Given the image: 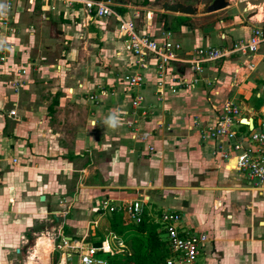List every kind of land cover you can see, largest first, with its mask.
I'll return each instance as SVG.
<instances>
[{"label": "crops", "instance_id": "crops-1", "mask_svg": "<svg viewBox=\"0 0 264 264\" xmlns=\"http://www.w3.org/2000/svg\"><path fill=\"white\" fill-rule=\"evenodd\" d=\"M105 1L122 19H132L140 7L151 12L145 16L149 37L162 41L163 32H169L180 45L181 57H188L195 46L227 47L261 21L253 20V14L247 25L206 22L205 14L187 16V22L176 27L172 26L176 16L184 15L148 8L158 0ZM15 3L11 23L15 31L5 38L14 47L0 63V264L7 263L5 254L9 247L14 249L17 237L21 239L26 230L32 234V217L48 224L52 214L60 228L56 242L61 237L66 245L75 238L93 237L96 228L102 232L97 224L109 213L92 208L103 199L119 205L123 199L141 196L150 222L156 223L154 218L169 208L181 213L184 228L206 234L200 264H264V190L249 186L242 173L222 168L214 155V140L200 137L201 128L227 98L239 105V119L252 118V129L257 128L259 118L254 116L264 117V43L253 56L232 54L201 64L193 89L163 91L158 97L152 60L143 69L141 85L129 87L118 79L134 67L132 56L122 48L113 15L88 18L80 4L69 8L56 0H35L29 12L26 0ZM152 11L161 18L155 19ZM192 21L200 25L193 26ZM32 24H37L36 32L29 29ZM40 47L47 53L56 48L55 57L42 54ZM248 62L254 63L251 71L245 69ZM19 66L26 70L19 76L25 81L15 93L9 81L17 77L14 69ZM174 67L183 70L187 65ZM70 89L77 95L70 99L72 110L59 114L65 110L62 95L66 91V97ZM39 93L46 96L41 104ZM135 94L143 98L137 108L130 105ZM253 96L261 104L258 111L242 101ZM13 107L15 114L9 116ZM113 115L123 124L112 127L107 121ZM66 117L79 121L70 140L63 137ZM248 127L241 123L236 129L244 134ZM137 130L147 133L145 140L137 138ZM24 160L31 166L20 165ZM62 226L71 231L69 236L63 235ZM22 240L20 244L26 242ZM32 241L33 247L35 238Z\"/></svg>", "mask_w": 264, "mask_h": 264}, {"label": "built area", "instance_id": "built-area-1", "mask_svg": "<svg viewBox=\"0 0 264 264\" xmlns=\"http://www.w3.org/2000/svg\"><path fill=\"white\" fill-rule=\"evenodd\" d=\"M35 0H26L25 11H31ZM62 5L69 7L72 4H80L82 11L88 18H101L113 15L116 19L118 37L121 39L122 48L132 56V71H124L118 75V79L126 86L137 87L144 82L143 69L148 65V61H153L154 84L158 97L167 91L170 94L185 92L193 89L202 73V65L205 62L218 60L223 57H229L232 54L244 56H253L259 46L264 43V27L254 26L250 28L246 37L238 38L227 47L195 46L188 57H181L177 51L180 45L169 37V32H163L162 41H157L149 37L145 29L135 30L133 19H122L115 16L109 7L107 1L101 0H56ZM0 63L6 59V52L12 51L14 45L8 43L5 38L12 34L15 29L11 25L16 12L15 0H0ZM49 5V9H53ZM148 16L151 14L148 12ZM137 13L132 14L135 18ZM147 16V15H146ZM29 29H32L30 26ZM18 32V30H17ZM43 59V58H42ZM174 63H185L187 67L183 70L174 69ZM254 63L245 64V69L251 71ZM186 71V72H185ZM26 70L19 66L14 69V77L9 81V86L13 92H17L24 84ZM102 94L103 91H100ZM88 98L97 101L94 95ZM143 98L139 94L131 97L130 105L137 108L142 103ZM15 114L14 107L8 110V115ZM240 107L232 99H224L216 108L213 118L201 128L200 137L203 140H214L216 155L221 161L222 168L226 170H235L244 175L249 186L264 190V117L258 121L257 128L250 126L246 133L239 132L236 128L240 122ZM252 119V118H251ZM128 123V122H127ZM252 123V121H251ZM131 124V123H129ZM138 129V127H136ZM138 132V133H137ZM137 138L145 140L147 133L137 130ZM149 150L153 147L149 146ZM14 162L15 159H12ZM142 196L140 198L123 199L119 205H112L109 199H103L98 206L93 207V211L112 212L116 207H120L126 212L127 219L131 223H139L143 214ZM158 220L160 228L164 230L168 255L164 258L163 264H196L198 255L203 248V244L208 240L205 233L192 232L182 225V215L180 212L172 209H164ZM111 240L116 243V248L110 246V240L104 236L100 245L92 244L81 248L77 245V263L76 264H109L105 255L112 256L116 254H127V249L122 239L110 232ZM59 236L51 239V242L57 247L65 245L66 241L59 238L61 245L56 241ZM57 244H55V243ZM75 247V246H74ZM64 263L70 260L68 253H62ZM116 264H123L118 262Z\"/></svg>", "mask_w": 264, "mask_h": 264}, {"label": "rangeland", "instance_id": "rangeland-1", "mask_svg": "<svg viewBox=\"0 0 264 264\" xmlns=\"http://www.w3.org/2000/svg\"><path fill=\"white\" fill-rule=\"evenodd\" d=\"M131 1L132 2H136V3L141 2L140 0H131ZM193 1H195V0H193ZM199 1H205V0H199ZM232 2L233 3L230 5V7L228 9L227 8L220 9V10H217L215 12L209 13L208 15H206V17H208L209 20H207L206 17H205L204 20H207L206 22H215V20L216 21L217 20H223V22H225V23H231L233 21L235 23L240 22L239 24L247 25V22H248L247 21V17L248 16H252L253 14H255V16H254L255 18L253 20H255V19L256 20H261L258 23H256L255 26L264 27V24H262V22L264 21V0H232ZM154 3H156V2H154ZM245 8H247V9L244 10ZM134 10H136L138 12L137 16L135 18H132L133 22L135 24V30L146 29L147 26H145V16L147 15V12H149V11H147L144 7H140L138 9H134ZM152 13H153V17H155V19H157V18L160 19L161 18V17H159V13H157L156 11H152ZM28 19H30V16L26 17L25 20H28ZM199 22L202 23V20L199 21ZM32 25H33L32 30L35 29V32H36V30L38 29L37 24L36 25L32 24ZM192 25L194 26V25H200V24L198 22L192 21ZM212 39H213L212 40V44L215 45L216 44V37H212ZM212 44H210V45H212ZM42 48H44V47H40L39 50L42 49ZM33 51H35V50L33 49ZM33 51H32V53H34ZM42 54H45L47 57H50V56H54L55 57L56 48L54 50H53V48H51L48 53L46 51L44 52V50L42 49ZM45 61H47V59H45ZM65 90H67V88ZM65 94H66V91L62 95V96H64L63 105L65 104L64 105L65 110L62 109L61 111H59V114H62V111H64V114L65 113L68 114V112H66V110H72V107H71L72 106V100H70V99L71 98L72 99L73 98L76 99V97H77V95L75 93H73L71 89L68 91V94H67L66 97H65ZM102 94H104V93H102ZM42 95L43 94L39 93V97H37L39 99V101H38L39 104H41L40 100H43L44 98H46L45 95H43V96ZM23 97L26 98L25 96H23ZM42 97H44V98H42ZM242 101H243V103L245 104V106L247 108H250V109H253V110H257V111L259 110V106L261 105V104L258 103V100H256V98L254 96L249 101H246V100L245 101L242 100ZM76 112L77 111L74 110L73 114H76ZM61 118H62V116H61ZM257 118H259L258 119L259 121L261 120L260 114H258V113H256V115L254 116V119H257ZM129 122L130 121H128V123L127 122L126 123L129 124ZM63 124L65 126L64 127V131H63V133H64L63 137H65L68 140H70L71 136L73 135V131L77 128L76 125L79 124V121L77 119H72V121H71V119H69V117H66V118L63 119ZM117 124H123V123H117ZM26 161L27 160H24L23 162H20V165H22V166H27V165L31 166V163L30 162H26ZM5 169L9 170L10 168H8V166H6ZM28 178L32 179V177H28ZM14 201H16V200H14ZM54 216H58L56 218H60L59 217L60 215L59 214L57 215V213H55ZM52 217H53L52 214L51 215L49 214L48 219L51 220V221H48V224L44 223V221L39 223L37 221L38 218L32 217L31 218L32 222H33L32 223V228H31V230H33L32 234H30V231L26 230V231H24L22 233L24 237L21 236V239H19L17 237L14 240L16 245H15L14 249L9 247V250L6 253L7 255L5 254V256L7 257L6 258L7 263H4V264H24V262H25V264H27V262H29L30 260L31 261L34 260L33 259L34 258L33 247L36 244V239H37L38 235L40 233H45L47 235V237H49L50 240H51L52 238L55 237L56 230L60 229L58 227L59 224H57L58 221H55L54 218H52ZM104 219H105L104 216H102L101 217V222H100V224L99 223L97 224V227L102 229V232H103L104 236L108 237V239L110 240V246L114 249V248H116V243H115L114 240H111L110 236H108L110 232L107 229L106 224H104V222H105V221H103ZM154 221L156 222V224H160V222H159L157 217L154 218ZM70 232H71L70 230L65 229L63 235L69 236V234H71ZM128 232H129V230L125 231L126 234ZM33 233L38 234V235L35 236V234H33ZM115 235L117 236V238L122 239V236H120V235L118 236L117 234H115ZM162 237L165 238L164 235H162ZM22 238H24L23 240H25L26 242L20 244L19 242H21ZM34 238H35L34 246L32 247V245H33V241L32 240H34ZM86 238H87L86 240H88V238H90V237H86ZM75 239L79 242V244H78L77 241H73V242L68 243L66 245H63V246L61 245V248H57L52 242V249L49 252V258L50 259H49L48 264H58L62 253H64V254L68 253L70 255V260L68 262L66 261V264H76L77 263V260H76L77 259V253H76L77 252V250H76L77 245L80 246L81 248H84L86 245L91 244V243L89 241H86V240L82 241L79 238L78 239L75 238ZM92 240H95V239L92 238ZM55 244H57V243H55ZM72 245H74L75 247L72 246ZM30 247H32V248L30 249ZM15 248H17V252H14ZM29 250H30V253L28 254V259H26L27 253H28ZM196 264H200V258H198V261L196 262Z\"/></svg>", "mask_w": 264, "mask_h": 264}, {"label": "trees", "instance_id": "trees-1", "mask_svg": "<svg viewBox=\"0 0 264 264\" xmlns=\"http://www.w3.org/2000/svg\"><path fill=\"white\" fill-rule=\"evenodd\" d=\"M109 1L121 3L120 0ZM142 2L147 3V0H142ZM114 9L120 14L123 12L121 8L114 7ZM188 19L189 17L187 16H176V23L172 26L177 27L178 25L184 24ZM174 69L177 71L176 67H174ZM104 218V224H106L109 232L122 236L128 252L124 255H105L109 264H116L118 262H122L123 264H163L164 258L168 255V248L165 238L162 237V235H164V230L160 228V224L152 223L147 220L144 213L139 223H131L127 219L126 212L120 207H116L112 212L105 215ZM62 227L63 230L67 229L65 226ZM127 230H129V232L126 234L125 231ZM93 237H96V239L92 240ZM93 237L88 238L86 241H89L95 246L100 245L104 240L103 232L98 229L95 230Z\"/></svg>", "mask_w": 264, "mask_h": 264}, {"label": "water", "instance_id": "water-1", "mask_svg": "<svg viewBox=\"0 0 264 264\" xmlns=\"http://www.w3.org/2000/svg\"><path fill=\"white\" fill-rule=\"evenodd\" d=\"M232 0H158L154 4H149L148 8L154 10H159L165 13H175L184 16H195V15H205L217 10L226 8L232 4ZM240 122L251 126V118H240ZM43 200V196L39 197ZM69 240L70 237H65ZM61 245V242L59 243Z\"/></svg>", "mask_w": 264, "mask_h": 264}, {"label": "bare ground", "instance_id": "bare-ground-1", "mask_svg": "<svg viewBox=\"0 0 264 264\" xmlns=\"http://www.w3.org/2000/svg\"><path fill=\"white\" fill-rule=\"evenodd\" d=\"M52 249V242L49 237L45 233L39 234L36 239V244L33 247V254H34V260H30L28 264H48L49 262V252ZM32 256V255H31ZM64 263V258L61 255L59 263ZM25 264V262H24Z\"/></svg>", "mask_w": 264, "mask_h": 264}, {"label": "clouds", "instance_id": "clouds-1", "mask_svg": "<svg viewBox=\"0 0 264 264\" xmlns=\"http://www.w3.org/2000/svg\"><path fill=\"white\" fill-rule=\"evenodd\" d=\"M2 7V6H0ZM112 127H115L116 124L118 123L117 121V118L113 115V116H110L108 121H107Z\"/></svg>", "mask_w": 264, "mask_h": 264}]
</instances>
